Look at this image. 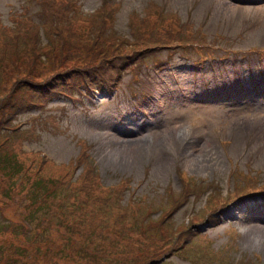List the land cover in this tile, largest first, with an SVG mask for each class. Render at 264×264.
Here are the masks:
<instances>
[{
    "label": "rangeland",
    "instance_id": "obj_1",
    "mask_svg": "<svg viewBox=\"0 0 264 264\" xmlns=\"http://www.w3.org/2000/svg\"><path fill=\"white\" fill-rule=\"evenodd\" d=\"M0 264H264V0H0Z\"/></svg>",
    "mask_w": 264,
    "mask_h": 264
},
{
    "label": "trees",
    "instance_id": "obj_2",
    "mask_svg": "<svg viewBox=\"0 0 264 264\" xmlns=\"http://www.w3.org/2000/svg\"><path fill=\"white\" fill-rule=\"evenodd\" d=\"M47 15H48V13H47ZM155 45V44H154ZM136 53H138V54H140V56H141V53H140V51L139 50H136L135 51ZM106 88V85H104V84H101V85H99V86H97V87H94L95 89H97V88ZM107 87L108 88H110L108 85H107ZM94 90V89H93ZM7 156H8V154H6ZM7 156H6V159H7ZM10 157V156H9ZM5 158V157H4Z\"/></svg>",
    "mask_w": 264,
    "mask_h": 264
}]
</instances>
